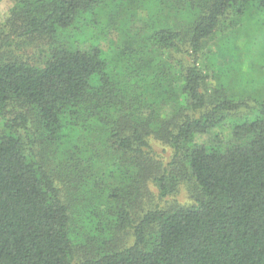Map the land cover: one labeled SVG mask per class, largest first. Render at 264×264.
<instances>
[{"label": "trees", "instance_id": "trees-1", "mask_svg": "<svg viewBox=\"0 0 264 264\" xmlns=\"http://www.w3.org/2000/svg\"><path fill=\"white\" fill-rule=\"evenodd\" d=\"M263 14L264 0H14L0 264H264ZM222 31L223 46L250 36L249 67L210 87ZM181 188L188 202L163 204Z\"/></svg>", "mask_w": 264, "mask_h": 264}, {"label": "rangeland", "instance_id": "rangeland-1", "mask_svg": "<svg viewBox=\"0 0 264 264\" xmlns=\"http://www.w3.org/2000/svg\"><path fill=\"white\" fill-rule=\"evenodd\" d=\"M13 5H14V0H1L0 1V22H2L6 18L10 8ZM112 11L113 10H107L106 12L111 13ZM260 17L264 19V14L260 15ZM137 18L140 20H144L146 18L145 12L138 11ZM257 26H261V25L257 24ZM235 39L236 41H233L231 43V47L228 44H225L223 46V31L217 32L214 36V40L211 41L208 47L206 48L205 61H204L205 64L208 65L211 57H214L216 58L215 60H217L216 61L217 66H219V67H216L214 65V67L212 68L214 72L213 74H212L211 67H208L209 70L206 72V76L208 77L207 82L210 87H214L217 84V76L219 73H223V65H228L232 63L239 64L240 74H238L239 75L238 78L242 76L241 75L242 73H245V74L247 73V67H249L248 65L249 59L247 58V53H248L247 48L249 46L247 45L249 41H251L252 43V40L250 39V36H248L247 34L238 35L235 37ZM116 41H117L116 31H110L106 40H101L99 44L103 49L107 50L108 47L115 46ZM255 42H256V39H255ZM250 50H251V47H250ZM253 66H254V69L252 70V73H254L253 77L258 78V79L262 77L261 79H263L264 76L262 75L264 74V72L256 71V69L258 68L256 64ZM236 73L237 72H233L232 75H235ZM256 86L260 88L258 84H256ZM153 108L157 112H159L162 116L166 117L170 114V110L167 105H160V103H156V105H153ZM154 148H155L156 153L160 155L164 161H166L170 155L169 150L166 147L161 146L159 144H156ZM153 192L156 194L157 192L156 189H153ZM171 200H177L180 203H185V202H188V197L186 195L185 190L181 188L179 193L164 197L163 204Z\"/></svg>", "mask_w": 264, "mask_h": 264}]
</instances>
